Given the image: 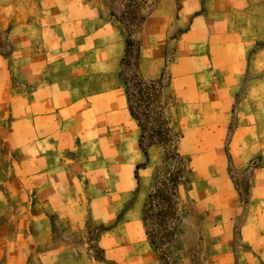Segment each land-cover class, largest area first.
<instances>
[{
    "label": "rangeland",
    "instance_id": "rangeland-1",
    "mask_svg": "<svg viewBox=\"0 0 264 264\" xmlns=\"http://www.w3.org/2000/svg\"><path fill=\"white\" fill-rule=\"evenodd\" d=\"M97 1L102 9L98 10L94 25L102 27L108 21L118 28L123 41L118 76L125 92L124 121L109 123L107 111L100 116L81 112L95 95L104 91L102 85L112 83L108 75L90 81L85 75L77 79L78 83L86 88L88 82L90 88L82 91L79 100L83 101L72 106L66 123L68 132L78 136L77 144L67 146L64 159L72 165L87 162V169L73 166L63 176L60 171L51 172V186L34 187L33 171L17 169L22 167V157L14 155L12 159L0 150V183L4 179L5 184L0 187V196L8 198L4 203L1 197L0 210H8L14 217L6 236L10 240L16 238L11 233L18 227V214L25 216L22 226L26 227V222L33 226L32 212L38 211L57 230L55 241L64 239L76 248L77 254L86 251L104 260V250L115 244L109 243L105 248L102 239L113 234L118 224L127 223L121 227L119 243L130 251L119 256L126 258L132 252H142L137 260L126 264H144L148 260L156 264H237L242 241L255 228L247 233L243 229L246 219L256 211L248 205L252 174L264 170V0H167L169 3L161 4L162 11L169 13V20L163 24L164 51L158 60L139 53L140 30L158 0ZM183 5L186 11L180 16ZM130 12L140 21L134 31L122 24L124 15ZM179 16L184 28L175 30L173 24ZM82 30L87 34L84 26L75 29L72 43L74 49L84 51L93 46L82 39L85 35L76 39ZM59 35L63 37V33L58 38ZM127 40L132 49L128 50ZM0 48L8 54L9 46L2 36ZM83 56L78 54L76 58ZM133 59L137 60L142 80L154 83L160 90L154 112L164 116L177 137L174 149L153 146L147 150V159L138 147L140 127L127 111L126 90L133 75L129 63ZM64 71L58 76L76 84L70 76V64ZM80 144L88 156L75 151V145ZM172 150L184 160L187 172L173 211L158 194L159 183L169 171L176 170V164L166 158ZM263 174L264 171L255 175V179H261ZM225 184L232 188V200L224 194ZM150 195L153 198L149 199ZM162 195L166 197L165 193ZM74 196L81 200L73 201ZM38 197L43 200L41 203ZM78 205L83 213L79 230L70 231L66 224L56 222V215L75 217ZM164 215H174L175 219L169 225L174 237L163 259L162 251L152 247L149 234L157 231L155 217ZM223 234H229L232 250L217 251L215 257L216 236L221 235L224 241ZM13 249L9 250L12 264L22 258V251ZM25 256L31 260L32 253L26 252Z\"/></svg>",
    "mask_w": 264,
    "mask_h": 264
},
{
    "label": "crops",
    "instance_id": "crops-1",
    "mask_svg": "<svg viewBox=\"0 0 264 264\" xmlns=\"http://www.w3.org/2000/svg\"><path fill=\"white\" fill-rule=\"evenodd\" d=\"M167 3V0L156 1L154 10L140 30L139 53L144 58L158 60L162 57L165 29L163 24L169 20V13L162 11V5ZM101 7L97 0L0 1V36L4 37L6 45L9 46L8 54H4L0 48V150L12 159L14 155L22 157V167L17 169L33 171L34 187L51 186V172L57 174L60 171L63 176L73 166L78 169L89 167L87 162L72 165L64 159L68 153L67 146L74 142L77 144L78 137L68 132L66 123L70 119L69 113L72 115V106L82 103L83 100H79L82 91L90 88L88 82L86 88L78 83L77 79L81 76L86 75L88 81L101 75L112 78V83L108 81L101 84L104 91L95 95L81 112L91 111L100 116L107 111L108 122L116 124L118 120L124 121L125 92L118 76L124 54L123 41L118 28L108 21H102V27L94 25ZM185 11L186 6L183 5L180 16ZM180 16L173 24L175 30L184 28ZM81 17H85L87 22ZM83 26L88 28L87 34L82 30L76 39L80 40L81 35H85L82 39H86L93 46L84 51L74 49L72 43L74 30ZM61 33L63 37L59 35L58 38ZM78 54H84L82 59L76 58ZM62 60L70 62L63 64ZM69 64L71 79L76 81L74 85L69 83V78L58 76L59 72H65ZM113 83L116 86L113 87ZM75 149L78 155L88 156V151L81 150L82 144L75 145ZM262 171L264 170L258 169L252 174L253 183L248 205L256 208V211L249 220L246 219L247 225L243 229L247 233L252 227L255 228L242 241L244 245L241 254L237 255V264H264V174L261 179H255V175H260ZM4 185L2 179L0 187ZM232 193V188L225 184L224 194L231 200ZM1 197L7 203V196H0V199ZM39 198L41 203L42 199ZM80 200V196L73 198L75 202ZM76 208L75 217L62 218L56 215V222L62 226L66 224L70 231L79 230L82 227L83 213L79 205ZM32 214L34 225L27 226L26 222V227L21 224V219L25 216H16L18 227L15 233H11L16 238L10 240L6 235L14 217L10 211L0 210V239L4 241L0 244V264H12L9 262V250H14L13 247L22 251V258L13 264H126L137 260L138 253L142 252H132L126 258L119 256L121 252L130 251L126 247L121 248L122 242L119 243L121 227L127 224L124 223L118 224L113 234L110 233L102 239L104 247L109 243L115 244L112 248L105 247L104 260L97 259L86 251L74 253L76 248L64 239L55 241L57 230L52 223L47 222L44 213L33 211ZM223 235L224 241L221 240V235L216 236L215 257L218 252L227 253L232 250L229 234ZM26 252L32 253L31 260L25 256ZM144 253L146 254L145 250ZM144 264L156 263L148 260Z\"/></svg>",
    "mask_w": 264,
    "mask_h": 264
},
{
    "label": "trees",
    "instance_id": "trees-1",
    "mask_svg": "<svg viewBox=\"0 0 264 264\" xmlns=\"http://www.w3.org/2000/svg\"><path fill=\"white\" fill-rule=\"evenodd\" d=\"M133 2L132 0L129 1V3ZM122 24L128 31H134L140 26V21L137 20L135 13L130 12L124 15ZM126 45L128 50L133 48L129 40H127ZM129 66L133 71V75L126 90L127 104L130 117L138 123L141 130L138 141L139 149L145 158L147 157V150L153 146L174 149L177 137L171 133L164 116L160 112H154V109L158 108L156 105L160 100V90L154 83H146L142 80L137 72L136 59H133ZM166 158L176 164V170L169 171L164 181L159 183L161 190H158V194L160 199L173 211L177 200L178 188L183 184L182 177L187 172L184 160L177 152L172 150L171 153L166 154ZM161 193H165L166 197L161 196ZM150 198L153 197L150 195ZM174 219V215L156 216L157 231L154 235L149 234L152 247L156 251H162L163 259L166 257V247L172 242L174 237L172 230L169 232V225L173 223Z\"/></svg>",
    "mask_w": 264,
    "mask_h": 264
}]
</instances>
